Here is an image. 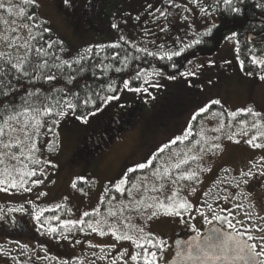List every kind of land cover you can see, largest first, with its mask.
Segmentation results:
<instances>
[{"label": "rangeland", "instance_id": "374dc122", "mask_svg": "<svg viewBox=\"0 0 264 264\" xmlns=\"http://www.w3.org/2000/svg\"><path fill=\"white\" fill-rule=\"evenodd\" d=\"M14 2L20 4V0ZM103 2L106 6V15L95 16L93 23L96 28H92L85 37H82L75 36L71 31L75 27V17L68 15V20L65 19L63 7L56 6L59 1L37 0L34 5L35 12H29V14L34 13V20H18L17 25L12 26L17 28L16 32L9 31V26L0 22V35L17 37L16 44L12 48L7 47L8 42L0 40V52L10 54L14 62L22 58L26 49L20 45L25 41L29 44L32 28H23L20 25L28 23L32 26L31 23L36 24L40 21L48 24L73 51L83 50L93 44H107L116 39V33L126 28L128 21L139 17L142 8L149 10L156 7V4L153 6V0H102ZM0 17L7 19L8 14L0 10ZM226 53V48H222L215 56L216 60L220 61L217 70L220 69L222 74L217 76L216 71L207 82L209 84L197 87L195 83H191L188 84L191 85L190 88H186L180 84L181 82L169 80L164 87L158 86L156 90L146 93L123 91L116 99L108 102L114 106L113 108H130L135 100L141 98L145 102L142 105L144 111L149 108L154 110L155 106L158 110L155 115L140 116L131 127L113 135L109 143L102 142L93 148L85 145L87 135L84 133L96 126L93 119L97 114L81 120L71 115L70 118L68 112L57 120L59 123H55L53 128L51 124H42L38 134L30 133L38 149L34 153V158L39 159L41 163L32 164L28 160L24 161L36 172L34 177H26L29 182L24 187L31 190L24 191L9 187L7 192L0 191V216L4 217L11 213L22 217L26 211L37 213L43 209L42 214L46 213L47 228H56V231L52 232L58 235L56 240L60 237L64 238L59 243L64 242L69 245L79 239L78 242L73 243L74 248L86 250L75 255V264H112L113 261L115 264H143L142 259L131 260V256L141 252V249L131 241H116L108 232L112 225H115L121 233L128 232L130 235L138 236L139 233L135 229L128 227L135 225L143 228L144 233H150L154 244L157 240H163V251L151 245L146 247L157 252V264H166L175 253L173 237L176 231H182L184 228L185 234L181 236H184L185 240L196 237L197 233L201 234L204 229L211 226L214 221L213 213L216 215L219 213L218 202L225 203V197L233 199L234 205L243 204L242 209L232 208V213L237 215L228 218L236 228L251 231L252 224L258 225L262 220L253 217L251 220L246 219L245 213L249 209L244 200L247 193L239 186L245 184L243 181L247 177L242 173L250 170L253 172L256 169L259 171L258 165L263 162L256 159L264 153V148H254L246 143L256 135L257 129L252 125L257 117L238 110L251 107L261 113V117L264 116V81H261L256 74L250 76L243 73L236 57ZM213 100L220 101L223 106L222 111H215L213 106L210 107ZM163 105L171 106L173 110L166 113L162 109ZM204 105H208L211 109L204 115L200 113L195 120H192V115ZM231 112H237V116L231 117L229 115ZM18 119L22 121L23 117ZM241 121L244 123L241 124ZM13 123L16 127L20 126ZM221 124L224 127L221 128ZM186 128L191 130V135L186 140L170 143L176 136L183 135ZM233 134L234 138L229 140L228 136ZM12 135L23 141L22 146L27 148L29 142L24 141L23 133ZM0 139L8 142L7 135ZM255 142L264 143V138L257 137ZM166 144L168 147L164 148ZM214 144H219L221 147L213 148ZM50 145L54 146L51 150ZM84 146L88 149L89 155L93 152L92 156L83 161H75L72 155L82 152ZM102 147L104 149H101ZM160 148H163L162 152L158 151ZM0 152H15L18 155L20 146L13 144L11 149L0 148ZM192 156L198 159H188V163L181 165L180 169L172 168V164L178 160ZM148 159L152 160L148 168L129 173V180L124 187L126 190L131 189L132 195H128L127 191L117 192L114 187L116 180L122 177L129 167H134L137 163ZM6 165L20 166L17 161L5 157V164H0V168ZM41 168L43 172L40 171ZM165 168L169 170L167 176L161 175L157 178L152 175L154 170L159 169L163 173ZM190 171L197 173L196 178L176 180L180 172ZM33 179L42 182L32 184ZM133 183L138 186L132 188ZM3 187L7 185H0V188ZM193 188L194 192L191 191ZM174 190L192 204V209L181 217L166 216L162 210H158L159 214L152 217V211L157 209L145 205L154 203L152 197H155L157 202L167 203L166 198ZM40 193L44 195L41 196ZM254 196L256 197V194ZM137 201L143 203L137 207ZM253 202L257 211L263 210L264 199L261 203L255 200ZM208 205H211V208ZM9 209H17V211H9ZM109 210L114 212L115 216H109ZM84 212L89 213L87 217H83L85 222L95 223L96 220H101L100 226L106 235L101 236L99 232H92L87 227V223L74 225L72 231H64V226L60 224L61 220H80ZM205 216L207 221L204 219ZM104 220L107 223H104ZM237 221L242 223L237 224ZM220 222L216 224L221 225L222 228L224 222L222 224ZM81 227L83 231L79 230ZM227 229L232 231L228 225L223 230ZM71 233L73 236L77 234L76 237L65 239V236ZM112 245L115 247H111ZM121 254H123L122 258Z\"/></svg>", "mask_w": 264, "mask_h": 264}, {"label": "trees", "instance_id": "16d2710c", "mask_svg": "<svg viewBox=\"0 0 264 264\" xmlns=\"http://www.w3.org/2000/svg\"><path fill=\"white\" fill-rule=\"evenodd\" d=\"M153 2L156 7L149 10L142 8L139 17L131 19L126 28L118 30L115 40L103 45L93 44L83 50L73 51L44 21L31 23V36L34 39H29V63L24 65L29 73L28 77L14 69L9 70L10 64L0 61V67L5 73L0 75V81L11 85V88L0 86V93H8L7 96L0 94V121L7 114L4 111L5 105H23L29 93L41 97L42 102L44 97H50L48 104L59 101L61 105H66L71 101L75 105L73 109L65 106L62 109L57 107L55 111L63 110L65 114L69 112V116L74 118H88L93 113L97 114L93 119L96 126L84 133L87 135L85 145L93 148L102 142L109 143L113 135L131 127L140 116H152L158 112L156 106L154 110L149 108L144 111L142 105L145 102L141 98L135 100L130 108H113L108 103L112 100L103 102L108 96L117 97L123 91H133L131 89L141 86L147 88V91L140 92L146 93L156 90L158 86L164 87L169 80L181 82L186 88H190L191 85L188 84L191 83H195L197 87L209 84L207 82L216 71L217 76L222 74L220 69L217 70L220 61L215 57L222 48H226V54L236 57L243 73L264 74V67L250 62L253 55L264 57V0H234V5L241 9L239 13L227 11L222 0H197L196 4L191 0ZM217 5L213 11V7ZM201 6L206 9L207 14L200 13ZM27 10L28 13L35 12V6H30ZM98 15H106L105 5L96 16ZM213 24L216 27L210 35L199 36ZM45 28L48 31H44ZM232 33L237 35L231 40L225 39ZM198 36L201 43L186 48L179 56L168 59L163 55L165 52L179 51ZM37 48H43L47 55L37 53ZM149 52L155 55H148ZM241 61L244 62L243 67ZM12 62L15 63L13 58ZM45 62L47 66L42 69L34 67ZM54 64H60L61 67H52ZM117 68L120 69L119 72L116 71ZM154 70L160 74L148 75L145 79L146 74ZM137 72H141L140 79H135ZM47 75H54L55 79L48 81L45 79ZM125 80L129 82L127 89L123 87ZM212 106L215 111L223 110L220 103L211 104L210 107ZM162 109L166 113L173 110L168 105H163ZM55 111L49 116L41 117L42 124H51L53 128V121L63 117L55 115ZM86 146L81 149L82 152L72 155L75 161H83L92 156L93 152L89 155Z\"/></svg>", "mask_w": 264, "mask_h": 264}, {"label": "snow or ice", "instance_id": "6c2138e0", "mask_svg": "<svg viewBox=\"0 0 264 264\" xmlns=\"http://www.w3.org/2000/svg\"><path fill=\"white\" fill-rule=\"evenodd\" d=\"M37 0H20V4H16L14 0H0V10H4L8 14V18L4 19L0 17V22H2L5 25L9 26V31L16 32L17 28L12 27L13 25H17L18 20H26V21H32L34 20V13L29 14L27 11V8L30 6L35 5ZM168 3H171L172 0H167ZM193 4L197 3V0H191ZM65 4L69 3V0H64ZM222 3L227 11H230L231 13H239L240 7L234 5V0H222ZM217 6L213 7V11L216 10ZM257 7H260V5H257ZM200 13L207 14L206 9L201 6L199 8ZM163 15V13H161ZM23 28L30 29V25L28 23H23L20 25ZM115 27V25H113ZM216 25L213 24L210 27H208L204 32L200 33L199 36H208L211 34L213 28H215ZM44 31H48V29H44ZM237 34L232 33L231 36L225 37L227 40L233 39ZM199 36L196 39H193L191 43L186 44L184 47L180 48L179 51H173V52H165L163 55L167 56L168 59H171L172 56H179L182 52L185 51L186 48H190L195 44L201 43V40ZM29 39H34L31 35L29 36ZM123 39V37H121ZM0 40H3L7 43L8 48H12L14 44H16L17 37L12 36L9 37L8 35H0ZM20 47H23L26 49L24 55L22 58L18 59L15 63L12 62V58L10 54H6L5 52H0V61H3L5 64H10L11 69H14L17 73H22L24 77H28L29 73L24 69V65L29 63L28 60V52L31 51V48L29 47L27 41H25L24 44L20 45ZM37 53H43L44 55H47V53L44 51L43 48H37ZM148 55H155V53L149 52ZM79 61H77L78 63ZM251 64L264 67V57L253 55L251 57ZM62 63H68V61H62ZM243 61H241V66L243 67ZM47 64L40 63L38 65H35L34 67L38 69H42L46 67ZM52 67L60 68V64H54ZM175 67V65H173ZM117 72L120 71L119 68L116 69ZM143 71V70H141ZM159 75L160 73L156 70L153 72L147 73L145 76V79H147L148 75ZM248 75H253V72H248ZM259 75V79L261 81H264V74L256 73ZM0 75H5L4 70L2 67H0ZM181 75H185V73H181ZM187 75H194V73H187ZM141 72H137L135 79H140ZM37 79L39 76L36 77ZM170 79H174L175 77H169ZM45 79L48 81H51L55 79L54 75H47L45 76ZM71 82V81H69ZM0 86L3 88H11L10 84H3L2 81H0ZM124 88H129V82L125 80L123 82ZM136 92L140 91H147V88H144L143 86L137 87L135 89H131ZM36 92H39V89H36ZM0 94H3L5 96L8 95L7 92H2ZM116 96H108L106 99L103 100L104 103H107L108 100L116 99ZM50 99V97H44L43 102L41 101V97L37 96L35 93H29L28 99L24 101V104L21 106H4V111L7 112L6 115H3L2 121H0V137L8 136V142H4L3 139H0V148L4 149H11L13 147V144L20 146V152L17 155L15 152H0V164H5V157H7L10 160H15L20 165L19 167L16 166H5L3 168H0V185H7V187L0 188V191H8V188H14L17 190L23 189L24 191H30L31 189L25 188L24 185L27 184L29 181L26 179V177H34L36 175V172L33 169H30L28 164L25 163V160L30 161L32 164H40L41 161L39 159L34 158V153L38 151L37 145L35 143L34 137L30 135V133H36L38 134L40 132L42 121L41 117H46L52 114L57 107H60L61 109L63 107H67L68 109H73L75 105L69 101L66 105H61L59 101H55L52 104H48L47 101ZM219 100H213L211 101V104H219ZM208 110V105H204L198 109V112L193 114L191 119L195 120L197 116L200 113H204ZM238 111H246L250 113L254 117H261V113L256 112L253 110V108L248 107L245 109H240ZM94 114V113H93ZM55 115L57 116H64L65 112L63 110L55 111ZM216 115V113H214ZM222 115V114H221ZM231 117H236L237 112H231L229 113ZM18 117H23V120H19ZM77 119L85 120L86 117H77ZM15 124H19V127L14 126ZM53 123H59V121H53ZM241 124L244 123V121L240 122ZM220 127H224L223 124L220 125ZM253 128L257 129L256 135H253L250 139L246 141L249 145H251L254 148H264V143H256L257 137L264 138V118L257 119L256 122L252 125ZM51 130V129H50ZM13 133H23L24 135V141H28L27 148L23 147V141H21L18 137L14 138ZM247 134V133H245ZM191 135L190 128H186L183 135L176 136L173 140L170 141V143H176V141H183L188 138V136ZM234 138L233 135H229L228 139L232 140ZM218 139V138H217ZM238 142V141H237ZM50 150L53 149V145H50ZM168 145H164V148H167ZM213 148L219 149L221 146L219 144L212 145ZM158 151L162 152L163 148L158 149ZM21 157H24V159H21ZM188 159L196 160L198 157L192 156L187 157L185 159H180L178 162L172 164V168L180 169L181 165L187 164ZM264 160V157L261 158ZM44 163H48V161H44ZM152 164V160L148 159L145 162L137 163L134 167H129L124 173L123 176L118 178L114 184V187L117 192H128V195H132L131 189H125L124 185L129 180V173H135L137 169H146ZM41 172H43V169H40ZM168 169L165 168L163 173L160 172L159 169H156L152 172L153 176H156L159 178L161 175L167 176L168 175ZM242 175L245 176H252L251 170L247 173H242ZM197 173L195 171L190 172H180V174L176 177V180H193L196 178ZM259 176L264 177V164L260 165L259 169ZM42 181L39 179H33L31 181L32 184H39ZM175 183V181H173ZM243 183L247 184L248 181L245 180ZM138 185L136 183L132 184V188H136ZM73 187H75V183H73ZM154 190V189H153ZM105 191L107 192L108 189L106 188ZM191 191H195V189H191ZM41 196L44 195V193H40ZM154 203L147 204L145 207L148 208H154L157 210L152 211L151 216L156 217L159 214L158 210H162L163 214L166 216H172V217H181L185 213H188L192 209V204L189 203V201L185 198H182L179 196L178 191H173L170 196H168L167 203L164 201H158L155 197L151 198ZM227 200L228 197H225ZM143 202L137 201L136 205L139 207ZM209 208H211V205H208ZM237 209H242L243 204L237 203L234 205ZM9 211H17V209H9ZM44 210L41 209L40 212H37L35 214V218L39 219L42 212ZM199 211V209H197ZM228 216L223 217L224 222L228 225L229 229H232V231L225 232L222 228L216 229L214 228L213 235H208L205 237H200L199 233H197L196 237H193L192 240L187 242L186 245L181 250H178L176 255L181 260L182 264L185 261H196L198 264H239V262H242V264H264V259H260L261 257H264V243L260 244V250L257 251V245L255 243H249V241H252L255 239L253 235L249 233V231H238L236 229V225L233 224L232 220H230L228 217L232 216L233 213L231 209H228ZM89 215L88 212H84L83 216L80 220H61L60 224L64 226V231H72L74 225H83L87 223V227L92 230V232H99L101 236L106 235V233L101 228V220H96L95 223L89 221L85 222L83 217H87ZM109 216H115V213L109 210L108 212ZM201 215L203 216V213L201 212ZM246 219L251 220L252 216L250 213H245ZM52 219H57L56 217H52ZM151 219V217H149ZM205 221H207V217H204ZM213 220H220L221 216L216 215L213 213L212 216ZM260 220L264 221V217L259 218ZM44 223H47V220L44 221ZM104 223H107L106 220H104ZM237 224H241V221H237ZM128 227H131L135 229L139 235H130L128 232H119L115 225H112L109 227L108 232L111 233V235L115 238L116 241H131L137 248L141 249V252H137L131 256V260L137 261L138 259L143 260V264H157V252L150 250L146 245H151L153 248L158 247L160 251H163V240H157L155 244L153 243V239L151 238L150 233H144L143 228H138L135 225H128ZM253 228H256V224H252ZM80 231H83V227L79 229ZM49 232H55V227H49ZM261 231H264V228H261ZM247 236V240L243 239V237ZM261 241H264V235L259 237ZM67 239V237H65ZM177 243H180L179 241ZM111 247H115V245H112ZM121 254V258H122ZM103 259V257H100ZM112 264H115V261L112 262Z\"/></svg>", "mask_w": 264, "mask_h": 264}, {"label": "flooded vegetation", "instance_id": "af4514ba", "mask_svg": "<svg viewBox=\"0 0 264 264\" xmlns=\"http://www.w3.org/2000/svg\"><path fill=\"white\" fill-rule=\"evenodd\" d=\"M56 1L61 3V5L56 3V6L63 7L66 14L65 19L68 20V15L75 17V27L71 31L75 36L80 35L82 37H85L92 28H96L93 23V18L97 13H101L104 7L102 0H69L68 4H65L64 0ZM262 157H264V153L257 156L256 160H261L263 162L262 164H264V160L261 159ZM246 180L248 183L239 187L247 193L244 201L246 207L249 209L248 213L253 218L259 219L264 217V208L262 211H257L253 205L255 204L253 200L261 203L264 199V177H260L259 171L256 169L252 172V176L246 177ZM254 194H256V197ZM247 195L248 197L252 196V198H248ZM233 205V199H227L225 203L219 201L217 208H219L218 215L221 216V219L214 220L211 225L221 220L224 222L223 217L228 213V209L232 211V208H234ZM26 207L28 208V206ZM35 214L32 211H26L22 217L19 214L11 213L6 214L4 217L0 216V264H75V255L86 251L74 248L75 245L73 243L78 242L79 239L72 241L69 245L64 244V242L59 243L64 238L60 237L56 240L55 238L58 235L48 231L44 223L46 213L45 215L41 214L39 219L35 218ZM236 215L237 213H233L232 216ZM226 226L227 224L224 222L222 228L226 229ZM261 228H264V221L249 231L255 237L249 243H255L257 245V251L260 250V244L264 243L259 238L264 235V231H261ZM236 229L238 231H244L240 228ZM204 231L205 229L199 235H203ZM72 234H68L65 237L67 239H74L77 234L74 236ZM182 234H185L184 228L182 231L177 230L175 237H173L175 253L172 257L177 256V251L181 250L187 244V240L184 239V236H181ZM243 239L247 240V236L243 237ZM178 241L180 243H177ZM260 259H264V257Z\"/></svg>", "mask_w": 264, "mask_h": 264}, {"label": "water", "instance_id": "95a60500", "mask_svg": "<svg viewBox=\"0 0 264 264\" xmlns=\"http://www.w3.org/2000/svg\"><path fill=\"white\" fill-rule=\"evenodd\" d=\"M220 224H222V222H220ZM214 228L220 229L221 225L215 224V225H212V226L206 228L205 233L201 237H205V236H208V235H213L214 233H213L212 230ZM224 231L225 232H229V231H226V230H224ZM190 240H192V239H190ZM166 264H182V262L177 256H175V257H172L170 260H168V262ZM183 264H198V262H196V261H185V262H183ZM239 264H242V262H239Z\"/></svg>", "mask_w": 264, "mask_h": 264}]
</instances>
